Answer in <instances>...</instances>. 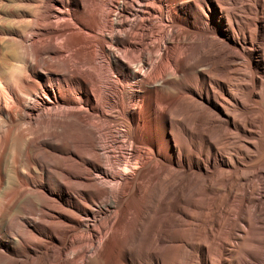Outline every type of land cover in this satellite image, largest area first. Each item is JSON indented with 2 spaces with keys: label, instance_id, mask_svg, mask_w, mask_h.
Here are the masks:
<instances>
[{
  "label": "bare ground",
  "instance_id": "6f19581e",
  "mask_svg": "<svg viewBox=\"0 0 264 264\" xmlns=\"http://www.w3.org/2000/svg\"><path fill=\"white\" fill-rule=\"evenodd\" d=\"M261 180L264 0H0V264H264Z\"/></svg>",
  "mask_w": 264,
  "mask_h": 264
},
{
  "label": "rangeland",
  "instance_id": "374dc122",
  "mask_svg": "<svg viewBox=\"0 0 264 264\" xmlns=\"http://www.w3.org/2000/svg\"><path fill=\"white\" fill-rule=\"evenodd\" d=\"M133 20V19H132ZM135 20H141V19H139V18H137V19H135ZM158 20V18H155V17H153V18H149V19H146L144 22L142 21V24L140 25V27L139 28H143V29H146V27L147 28H149L150 26L151 27H157L158 28V31H171V24H164V23H162V22H160L159 20ZM61 22H63V21H61ZM60 22V23H61ZM157 22V23H156ZM152 23V24H151ZM146 26H145V25ZM148 24V25H147ZM150 24V25H149ZM156 24V25H155ZM170 25V26H169ZM164 27V28H163ZM58 28L60 29V28H62V27H60V26H58ZM158 31L157 32H155L154 33V35H156V34H158ZM159 39V38H158ZM158 39H157V37H154L153 38V40L154 41H158ZM61 41H62V39L61 38H59V39H57V41L55 40L52 44L53 45H58V44H60L61 43ZM60 42V43H59ZM148 43V44H147ZM152 43V40H150V42L149 41H147L146 42V45H150ZM70 52L71 51H68V53L66 54V53H63V56L64 57H66L67 55H69L70 56ZM69 56H67V57H69ZM156 62H157V60H156ZM81 70H85V71H87V67L86 66H83V67H81L80 68ZM108 132H110L112 135H115V129H116V127L112 124V123H109V127H108ZM120 141H119V144H118V148H114L113 150L114 151H118L119 150V148H120V151L122 152V151H125V149H126V147H127V145H128V143L127 142H125L122 138H118ZM125 142V143H124ZM124 148V149H123ZM137 149H139V147H137ZM116 153H118V152H116ZM116 167H114V165H112L111 166V169L113 170V171H115V172H118L116 169H115ZM137 170L136 169H134L132 172H130L128 175H126V177H131V175L132 174H134L135 172H136ZM264 180H261V181H259L260 182V184H262V185H264V183H262ZM261 185V186H262ZM263 190H264V188H262ZM259 190L258 192H257V196H258V198H261V197H263L264 196V192H263V190ZM261 194V195H260ZM109 215H111L110 216V218H108L109 217ZM102 217H103V220H101L102 219ZM104 217H106V218H104ZM112 218V219H111ZM108 220V224H111V222H112V220H113V214H107V215H102L98 220H97V223H98V221L100 220L101 222L102 221H104V220ZM110 219H111V222H110ZM105 232V231H104ZM103 233V232H102ZM86 235H87V233H86Z\"/></svg>",
  "mask_w": 264,
  "mask_h": 264
}]
</instances>
